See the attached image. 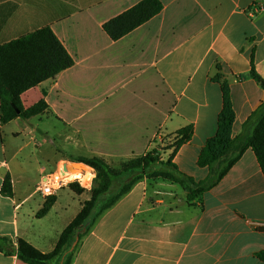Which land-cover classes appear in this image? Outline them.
Listing matches in <instances>:
<instances>
[{"label":"crops","instance_id":"0c3cea01","mask_svg":"<svg viewBox=\"0 0 264 264\" xmlns=\"http://www.w3.org/2000/svg\"><path fill=\"white\" fill-rule=\"evenodd\" d=\"M141 1L0 0V46L49 27L74 60L73 67L21 97L26 108L47 103L48 112L36 118H54L65 130L59 139L41 130L40 122L34 125V118L0 121V237L13 245L11 255L0 252V264H24L17 256L19 239L52 252L83 205L57 240L47 243L36 216L47 199L38 190L42 171L56 161L74 163L50 151L46 167L37 163L39 183L27 190L34 165L23 153L30 142L40 154L47 147L36 136L20 146L22 135L39 132L66 150L75 142V151L118 162L151 152L158 136L177 141V132L192 126V139L172 162L200 182L218 168L198 161L217 134L224 88L235 113L231 138L250 134V119L264 103V90L251 78L254 68L264 79V0H159L160 14L112 41L103 25ZM173 151L162 153L161 161ZM6 176L12 197L1 193ZM56 196L51 211L60 203L59 191ZM261 253L264 175L248 149L217 186L192 203L178 184L137 183L96 221L72 264H264Z\"/></svg>","mask_w":264,"mask_h":264},{"label":"trees","instance_id":"16d2710c","mask_svg":"<svg viewBox=\"0 0 264 264\" xmlns=\"http://www.w3.org/2000/svg\"><path fill=\"white\" fill-rule=\"evenodd\" d=\"M162 9L163 4L159 0H143L106 22L103 30L112 41H118L156 17ZM73 66V58L49 27L0 46L1 123L7 124L18 118L30 120L46 114L49 107L44 100L26 108L22 95L45 81L54 80L60 73ZM251 78L264 90V79L254 68ZM223 94L224 107L219 118L217 134L208 140L198 161L201 167H213L218 164L216 172L207 180L196 182L181 173L172 162L178 149L192 139V126L177 132L178 139L173 147L174 151L166 161H161L155 149L144 156L129 160L119 170L113 169L106 161L97 157L79 158L78 163H83L95 171L90 198L83 203L79 214L63 230L52 252L42 253L27 241L19 239L18 259L24 264H72L81 240L96 221L143 180H162L178 184L187 192V201L192 203L201 200L206 192L217 186L248 149L255 154L264 175V103L250 119H254L250 134L239 141L233 140L231 134L235 113L227 87L223 89ZM115 184L119 187L118 191L103 200ZM69 188L78 195L85 192L77 184H71ZM1 193L5 197L13 196L10 176L5 177ZM56 202L57 196L47 198L36 216L44 218ZM0 252L5 255L12 254L13 245L8 238L0 237ZM257 256L264 260V253Z\"/></svg>","mask_w":264,"mask_h":264},{"label":"rangeland","instance_id":"374dc122","mask_svg":"<svg viewBox=\"0 0 264 264\" xmlns=\"http://www.w3.org/2000/svg\"><path fill=\"white\" fill-rule=\"evenodd\" d=\"M40 118H34L32 122L34 125H36V123L41 124L40 129L43 130L45 133L48 134V136H51L52 138H58L59 136L62 135L64 133V129L60 126H58L55 123L54 118H50V119H46L44 118L43 120H39ZM15 128V125H13L11 127ZM35 131V130H34ZM37 134H32L31 136L28 135V137H25V135H22L21 137H19L16 141V143L18 145H26V143H28L31 139H33L34 136H36L33 140H37V142H40L42 144H46L47 150L42 154L34 152V148H33V142L31 144V147L29 149H27L23 155L27 158V155H30L29 157V161L32 163V165H34V169L31 171V175H30V182L27 184V186L25 188H30L27 190H34V188L36 187V185L39 183L40 178H38L37 175V163L38 161L41 162V167H46L48 165L47 161H45V157L49 154L50 151H54L56 152L57 156L60 157L62 156L63 158L73 162V165H69L70 166V170H72L71 172H73V166L74 165H79V166H83L84 171L90 172L91 170L88 169L85 164L83 163H78L77 160L79 158H100L103 159L101 157H99L98 155L94 154H88L86 153V151H75V148H78V145H75V142H72L71 146L69 147V150H66L63 146H59V145H54L52 146L50 143L49 138H47V136L42 137L40 135L39 132H36ZM155 147L154 149L157 151L159 157L160 155H162V153H164L165 151L172 149L174 150V145L176 143V140L172 137H166V136H162L159 138L156 137L155 139ZM41 145H39L40 148ZM91 146L94 148H98V146H94L93 144H91ZM100 148V147H99ZM73 149L72 152H70V150ZM101 149V148H100ZM102 151L104 150V152H107V150L105 149H101ZM64 152V153H63ZM63 154V155H62ZM60 155V156H59ZM104 160V159H103ZM105 161V160H104ZM129 161V160H128ZM128 161H118L116 162V158L115 159H110L108 161H106L113 169H121L122 165ZM54 163H59V161H56ZM67 165V164H66ZM72 166V167H71ZM95 172V171H94ZM73 174V173H72ZM90 179L91 175H87L85 177V179ZM94 186V185H93ZM83 189V188H82ZM119 189L118 185L115 184L114 187L112 188V191L110 192V194H107L106 196L103 197V200H107L108 198L111 197V195H113L115 192H117ZM85 190V189H84ZM92 190V189H91ZM91 190H85V192L82 195H78L75 194L74 192H72L70 190V188H64L63 190L59 191V196L61 200L60 203L56 206L55 209H53L45 218L40 219V224H37V227L39 225V231H43L46 233L47 235V243H52L54 242V240H57L58 235L60 234V232L63 230V228L65 227V225L67 224V222H69V220L71 218H73L75 216V214H77L79 208L81 207V205L90 198V192ZM98 209H96L97 211Z\"/></svg>","mask_w":264,"mask_h":264},{"label":"built area","instance_id":"2783aa9c","mask_svg":"<svg viewBox=\"0 0 264 264\" xmlns=\"http://www.w3.org/2000/svg\"><path fill=\"white\" fill-rule=\"evenodd\" d=\"M66 164L70 165V163H67L66 161L50 163L49 167L42 171V179L38 190L44 198L56 196L58 191L65 187H69L71 184H77L85 190H91L93 188L96 176L93 169H90V172H83V178L87 175H91V178L85 183L78 178L72 179L71 171H67L64 168V165Z\"/></svg>","mask_w":264,"mask_h":264},{"label":"bare ground","instance_id":"6f19581e","mask_svg":"<svg viewBox=\"0 0 264 264\" xmlns=\"http://www.w3.org/2000/svg\"><path fill=\"white\" fill-rule=\"evenodd\" d=\"M72 167V166H71ZM64 168L67 170V171H72V170H70L69 169V165H64ZM73 172H71V173H73L72 174V179H75V178H78V179H81V180H83L85 183L89 180V179H85V177L83 178L82 177V174H83V172H84V168H83V166H79V165H74L73 166Z\"/></svg>","mask_w":264,"mask_h":264}]
</instances>
